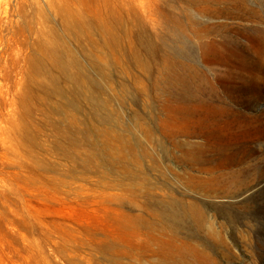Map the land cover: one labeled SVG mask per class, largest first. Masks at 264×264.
Instances as JSON below:
<instances>
[{
    "label": "rangeland",
    "instance_id": "obj_1",
    "mask_svg": "<svg viewBox=\"0 0 264 264\" xmlns=\"http://www.w3.org/2000/svg\"><path fill=\"white\" fill-rule=\"evenodd\" d=\"M246 2L0 0V264H264Z\"/></svg>",
    "mask_w": 264,
    "mask_h": 264
},
{
    "label": "bare ground",
    "instance_id": "obj_2",
    "mask_svg": "<svg viewBox=\"0 0 264 264\" xmlns=\"http://www.w3.org/2000/svg\"><path fill=\"white\" fill-rule=\"evenodd\" d=\"M242 1V0H241ZM200 2V1H199ZM203 2V1H202ZM213 2H215V1H213ZM257 2L260 4V8L258 9V10H250V11H247V9H249L248 8V6H246L247 5V2H246V4H245V9L244 10H246V12H253V13H255V14H257L259 17H260V23L261 24H264V16H260L259 15V12L261 13L262 11H264L263 9H264V0H260V1H258L257 0ZM195 5V4H194ZM252 5V4H251ZM237 8V7H236ZM242 9V8H241ZM243 10V9H242ZM252 15H254V14H252ZM240 16V15H239ZM234 19V18H233ZM239 19V18H238ZM237 19V20H238ZM218 23V22H217ZM216 24V23H215ZM212 25V24H211ZM211 25H209V26H211ZM224 25V24H223ZM222 25V26H223ZM107 26V25H106ZM206 26V25H205ZM249 30H250V27H245L244 29H243V31L242 32H235V30L233 31V30H228V33H226V34H224L223 35V41H228L229 43L231 42L232 44H233V46H234V48L237 50V52H238V54L241 56V57H244V58H250L251 56H252V54L248 51V47H249V45H248V43H246L245 42V40H247L249 43H250V41L253 39L250 35H249ZM206 31V30H205ZM213 31V30H212ZM256 31L258 32V34H259V36L258 37H256V42H257V44L259 45V47L261 48V49H264V28L262 27V29L260 28V27H257L256 28ZM103 33V32H102ZM102 35H104V34H102ZM215 34H213L212 35V37H211V39H212V42L213 43H216V44H218L219 42H220V40H218V39H216L215 38ZM244 39V41H241V39ZM108 39V38H107ZM105 42H106V40H105ZM217 47V46H216ZM133 52V51H132ZM182 52H184V54H185V51L184 50H182ZM132 56H134V55H132ZM165 62V61H164ZM173 64V63H172ZM181 67V66H180ZM193 67V66H192ZM169 69V68H168ZM174 70V69H173ZM183 70H184V68H183ZM187 70V69H186ZM100 71V70H99ZM196 71H197V75L199 76V74H200V72H201V68H200V66L196 63ZM103 72V71H102ZM183 72H185V71H183ZM191 73H193V72H191ZM195 73V72H194ZM186 75V74H185ZM191 76V75H190ZM181 77V76H180ZM183 78V77H182ZM187 80V79H186ZM183 82V81H182ZM182 82L180 81V83L182 84ZM195 82V81H194ZM198 82V81H197ZM174 85H175V83H174ZM189 87H191V86H189ZM204 88V87H203ZM161 89H164V88H161ZM174 89V88H173ZM177 89V88H176ZM188 89V88H187ZM193 89V88H192ZM144 90V89H143ZM189 91V90H188ZM161 92V91H160ZM163 92H164V90H163ZM177 93V92H176ZM185 93V92H184ZM190 93H192V92H190ZM188 97H190V96H188ZM191 207V206H190ZM195 209V208H194ZM185 210V209H184ZM189 210L191 211L192 209H190L189 208ZM199 210V209H198ZM166 216V215H165ZM203 217H202V213L201 212H199L198 211V213L196 214V217H195V222H196V226L198 227V228H200V227H202V225H203V219H202ZM181 239V238H180ZM187 245H189V243L187 242V241H185L184 240V238H182L180 241H179V246H180V251H181V254H180V258H184L185 257V255H184V247L185 246H187ZM193 246V245H192ZM194 247V246H193ZM134 262H136L135 260H134ZM182 262H185V261H183L182 260ZM140 263V262H139ZM127 264V263H126ZM134 264V263H133ZM162 264H164V263H162ZM166 264V263H165ZM174 264V263H173ZM181 264V263H180ZM185 264H187V263H185Z\"/></svg>",
    "mask_w": 264,
    "mask_h": 264
}]
</instances>
